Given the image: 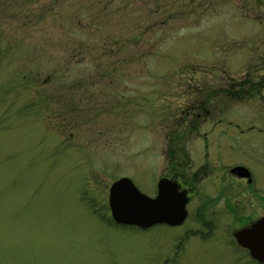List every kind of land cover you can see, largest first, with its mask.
Wrapping results in <instances>:
<instances>
[{
  "label": "rangeland",
  "instance_id": "1",
  "mask_svg": "<svg viewBox=\"0 0 264 264\" xmlns=\"http://www.w3.org/2000/svg\"><path fill=\"white\" fill-rule=\"evenodd\" d=\"M242 5L0 0V264H257L233 238L264 217V27ZM175 176L198 190L183 225L113 222L114 182L154 198ZM221 184L235 209L212 214Z\"/></svg>",
  "mask_w": 264,
  "mask_h": 264
},
{
  "label": "water",
  "instance_id": "2",
  "mask_svg": "<svg viewBox=\"0 0 264 264\" xmlns=\"http://www.w3.org/2000/svg\"><path fill=\"white\" fill-rule=\"evenodd\" d=\"M241 179L251 180L244 167L232 169ZM187 193L174 180L162 178L157 183V194L151 198L138 190L128 178L114 182L109 189L108 205L117 226L148 230L157 225L179 227L188 218ZM236 244L247 251L257 264H264V217L233 234Z\"/></svg>",
  "mask_w": 264,
  "mask_h": 264
},
{
  "label": "flooded vegetation",
  "instance_id": "3",
  "mask_svg": "<svg viewBox=\"0 0 264 264\" xmlns=\"http://www.w3.org/2000/svg\"><path fill=\"white\" fill-rule=\"evenodd\" d=\"M226 1H228V0H226ZM241 1L243 2L242 6H243V8L246 11H249V10L252 11L251 15H249V16H252L254 14L257 15V16H252L253 18L248 19V20L251 21L255 25L264 27V0H241ZM256 10H257V12H253V11H256ZM261 80H262L263 83H261L259 86H261V88H262V87H264L263 86L264 85V78L261 79ZM246 84L248 85L249 82H246ZM218 121L219 122H224L223 119L221 118V116L218 117ZM237 167H244V166L243 165H236V166H233V168H227V167L226 168H221V172H223L224 176H227V177L229 176L231 179H235L238 182L245 181L246 182V186L248 188L252 187L253 184H254V178H253L252 172L248 168L244 167V168L248 169L250 171V173H251L252 182L249 183L247 179H241V178L238 177L237 174H233L231 172L232 169L237 168ZM212 171H214V170L212 169ZM212 174H213V172H212ZM197 177H198V175L195 174L194 179L200 180ZM169 178H170V180H174V181H176L178 183V185L180 186V190L186 191L187 197H188V200H189L188 205H187V208H188V206L190 204H192V202L194 201V199L196 197V193H197L198 190L195 187H193V186L184 187L183 184H184L185 181H182V179L178 180L177 176H175L174 178H172V177H169ZM212 178H213V175H212ZM166 179H168V178H166ZM218 179L219 178H216L215 180L217 181ZM212 182H214V187H216L217 185H216L215 181L212 180ZM222 187H223V184L218 185V192H219L218 195H216V194L213 195L212 194V214L215 211V209L218 207L217 204H220V203H221L220 209H222V208L225 209V205L228 207V209L230 211H233L235 209V207L230 206L228 204L229 201H228L227 195L225 194L226 191L223 190ZM239 202L241 203V201H239ZM237 203H238V201H237ZM207 207L203 206L200 209H201V211H205L207 209ZM187 212H188V209H187ZM188 216H189V212H188ZM204 217L205 216H203V218ZM208 225H209V223L208 224L204 223V226H208ZM209 227L213 229V220H212V224H210Z\"/></svg>",
  "mask_w": 264,
  "mask_h": 264
}]
</instances>
